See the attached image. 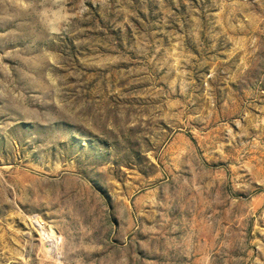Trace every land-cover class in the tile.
<instances>
[{
    "label": "rangeland",
    "instance_id": "rangeland-1",
    "mask_svg": "<svg viewBox=\"0 0 264 264\" xmlns=\"http://www.w3.org/2000/svg\"><path fill=\"white\" fill-rule=\"evenodd\" d=\"M0 264H264V0H0Z\"/></svg>",
    "mask_w": 264,
    "mask_h": 264
},
{
    "label": "bare ground",
    "instance_id": "bare-ground-1",
    "mask_svg": "<svg viewBox=\"0 0 264 264\" xmlns=\"http://www.w3.org/2000/svg\"><path fill=\"white\" fill-rule=\"evenodd\" d=\"M86 137H87V136H86ZM43 237H44V236H43ZM47 237H48V236H47ZM47 239H48V238H47ZM47 239H46V240H47ZM47 241H48V240H47ZM51 241H52V239H51ZM45 243H46V242H45ZM47 243H48V242H47ZM53 245H54V244H53Z\"/></svg>",
    "mask_w": 264,
    "mask_h": 264
}]
</instances>
